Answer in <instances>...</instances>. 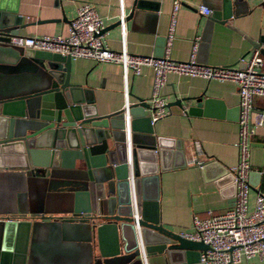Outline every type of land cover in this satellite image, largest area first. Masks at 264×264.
Returning <instances> with one entry per match:
<instances>
[{"label": "water", "instance_id": "95a60500", "mask_svg": "<svg viewBox=\"0 0 264 264\" xmlns=\"http://www.w3.org/2000/svg\"><path fill=\"white\" fill-rule=\"evenodd\" d=\"M9 1L0 0V264H26L32 234L45 226L78 239L87 254L80 264H146L159 255L164 264H201L208 246L159 221L155 190L167 146L153 137L149 104L138 99L99 115L70 82L69 56L14 44L27 24ZM221 4V19L217 9L207 17L225 24L231 1ZM262 42L250 44L264 57ZM187 100L194 105L186 114L209 103L187 97L167 107Z\"/></svg>", "mask_w": 264, "mask_h": 264}, {"label": "crops", "instance_id": "0c3cea01", "mask_svg": "<svg viewBox=\"0 0 264 264\" xmlns=\"http://www.w3.org/2000/svg\"><path fill=\"white\" fill-rule=\"evenodd\" d=\"M173 0H12L17 15L26 23L19 30L24 37L65 35L68 22L76 8L89 3L110 27L125 20V34L114 26L102 33V38L112 50L124 49L130 54L156 56L163 49L168 13ZM180 8L170 49V58L185 61L193 42L197 48V63L209 66L239 65L247 57L250 41L263 40L264 0H229L230 17L225 24L213 22L201 15L198 5L218 11L222 15V0H179ZM20 38V39H21ZM14 40L18 47L21 40ZM69 80L79 85L83 96L93 99L99 115L112 113L138 99L148 101L151 93L152 71L142 67L133 75L115 64L94 62L89 59H70ZM82 94V93H81ZM160 94L167 103L175 99L198 97L209 100L199 114H186L183 110L194 105V100L182 101L181 106H169L170 114L152 124L153 137L164 140L167 146L162 157L164 168L156 185L157 210L161 225L175 233L191 232L193 215L221 212L232 205L234 188L231 178L223 173L236 163L237 137V87L232 82H217L196 77L170 74ZM256 110H264V97L254 96ZM150 110L145 114L149 115ZM197 141L200 152L194 148ZM195 158L196 162H193ZM248 210H251L258 193L264 194V122L250 139ZM154 191V189L152 190ZM60 209L59 204L53 205ZM59 215L60 213H56ZM54 230L40 227L32 234V246L27 248L26 264H80L86 258V249L77 238L67 240ZM30 257L28 258V256ZM146 264H164L163 256L147 257ZM238 264H263L257 257L243 259Z\"/></svg>", "mask_w": 264, "mask_h": 264}, {"label": "built area", "instance_id": "2783aa9c", "mask_svg": "<svg viewBox=\"0 0 264 264\" xmlns=\"http://www.w3.org/2000/svg\"><path fill=\"white\" fill-rule=\"evenodd\" d=\"M179 8L180 1L173 0L160 56L135 55L124 49L108 48L100 33L104 28L103 21L89 3L76 8L65 35L24 37L20 39L21 45L32 50L67 55L70 59L119 65L124 72L133 75H138L142 67L150 68L151 93L147 103L151 123L170 114L167 102L160 94L170 74L234 83L238 94L237 137L234 143L236 163L227 169L234 188L232 205L218 213L208 211L203 216L193 215L191 232L179 235L208 246L200 254L201 264H238L251 257H257L264 264V194L256 195L251 210L247 206L250 139L264 122V110H256L252 104L254 96L264 97V57L256 48L250 49L247 57H241L237 67L202 65L195 60L197 43L194 41L185 61L171 59L170 49ZM197 10L204 16L210 14V10L203 5H198ZM124 18L121 13L119 27L122 36L125 34ZM193 145L197 153L200 152L199 143L195 141ZM193 162H196L195 158Z\"/></svg>", "mask_w": 264, "mask_h": 264}]
</instances>
